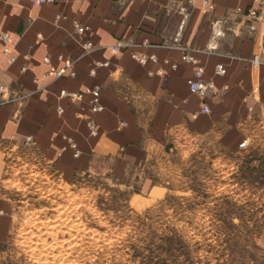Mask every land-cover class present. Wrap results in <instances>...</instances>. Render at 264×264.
<instances>
[{
	"label": "crops",
	"instance_id": "crops-1",
	"mask_svg": "<svg viewBox=\"0 0 264 264\" xmlns=\"http://www.w3.org/2000/svg\"><path fill=\"white\" fill-rule=\"evenodd\" d=\"M34 1L0 0V32L9 33L12 44L6 56L7 43L0 39V87L9 89L0 90V180L8 157L24 150L68 179L103 170L126 174L129 166L147 160L152 146L143 145L144 138L151 133L163 138L179 127L212 137L230 151H239L246 137L251 144L255 137L264 142V26L250 34L245 19L234 15L238 7L250 9L253 0H208L213 11L206 0H55L41 6ZM74 22L90 31L76 34ZM218 27L222 35L214 39ZM39 34L43 39L36 44ZM88 40L95 45L89 52L83 47ZM118 41L128 45L114 54L111 46ZM185 52L198 59L217 92L202 98L190 91L195 66L182 60ZM134 53L155 55L157 62L143 65ZM63 59L76 61V76L48 77ZM106 62L109 66L96 67ZM218 64L227 68L225 76L216 75ZM95 87L101 112L91 109L89 94L80 102L61 97L63 90ZM204 103L210 114L202 112ZM88 119L98 124L97 136ZM29 136L34 143L26 147ZM10 232L9 205L0 187V243Z\"/></svg>",
	"mask_w": 264,
	"mask_h": 264
},
{
	"label": "rangeland",
	"instance_id": "rangeland-1",
	"mask_svg": "<svg viewBox=\"0 0 264 264\" xmlns=\"http://www.w3.org/2000/svg\"><path fill=\"white\" fill-rule=\"evenodd\" d=\"M262 141L230 151L179 127L144 138L151 152L126 174L74 179L27 150L9 156L0 264H264Z\"/></svg>",
	"mask_w": 264,
	"mask_h": 264
},
{
	"label": "built area",
	"instance_id": "built-area-1",
	"mask_svg": "<svg viewBox=\"0 0 264 264\" xmlns=\"http://www.w3.org/2000/svg\"><path fill=\"white\" fill-rule=\"evenodd\" d=\"M122 1H128V0H122ZM55 0H35L34 4L37 6H41L48 3H54ZM206 6L209 8L210 11L214 10V6L206 0L205 2ZM186 11V10H185ZM234 15H236L237 18L245 19V23L243 24L245 27H247L250 34L258 32L259 28L264 26V0H253V5L248 9L247 11H244L241 7H238L234 10ZM219 28L217 30H214L213 38L216 39L218 36L222 35V32L219 31ZM74 30L75 33L78 35H83L90 31V28L84 24H81L80 22H74ZM0 39L3 40L5 43H7V46L4 48L3 53L6 56H11L12 53V44H11V37L9 33L0 32ZM43 39L42 34L38 35V40L36 44H39V42ZM128 44H126L124 41H118L116 44L111 46V51L114 54H117L121 52ZM94 43L91 40H88L83 43L84 49L89 52L94 49ZM133 58L138 61L139 63L146 65L149 62H157V57L155 55L151 56H145L141 55L139 53H134ZM16 57L12 56L11 61L15 62ZM182 60L186 63H191L195 66V71L193 74V77L189 80V88L190 91L193 94H196L200 97H206L210 92H217L216 84L213 80H205L204 78V68L202 65L199 64L198 59L192 55L189 52H185L182 56ZM45 62L50 64V58H46ZM64 65L58 69L51 68L47 76H52L54 79H57L59 77L69 75L71 77L76 76V71L74 69L75 60L72 59H63ZM109 62L106 63H97V66H109ZM96 67L92 68L90 70V75L94 76L96 73ZM174 68H176V65H174ZM23 71H26V67L23 68ZM159 74H163V70L159 69L157 71ZM215 73L218 76H225L227 73V68L223 64H218L215 67ZM151 75L154 74V72L150 73ZM0 90L3 94H6L9 89L6 86H1ZM228 90V86H225L222 89V92L225 93ZM89 94L92 96V104L91 109L94 112H101L104 110V106L100 103V88L95 87L90 90L86 91H68L63 90L61 92V97L69 99L74 102H80L84 99L85 95ZM59 112L63 113L64 109L59 108ZM202 112L205 114H210L212 112V109L207 103L203 104ZM87 125L91 131V134L93 136H97L99 134V127L98 124L92 120H87ZM70 147L75 151V155L79 156L80 152L77 148V145L72 139H68ZM32 143H34V137L29 136L26 138L24 144L26 147H29ZM250 138L246 137L243 142L240 144V150H247L250 148Z\"/></svg>",
	"mask_w": 264,
	"mask_h": 264
}]
</instances>
